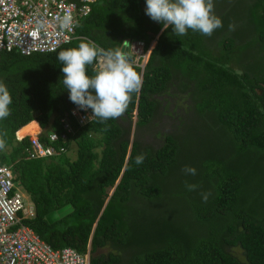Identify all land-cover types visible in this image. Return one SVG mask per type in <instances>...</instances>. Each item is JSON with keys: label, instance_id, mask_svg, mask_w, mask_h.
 Here are the masks:
<instances>
[{"label": "trees", "instance_id": "1", "mask_svg": "<svg viewBox=\"0 0 264 264\" xmlns=\"http://www.w3.org/2000/svg\"><path fill=\"white\" fill-rule=\"evenodd\" d=\"M144 4L95 0L76 26L74 40L45 53L0 52V82L12 96L11 114L0 120V130L7 131L0 165L10 168L33 204V216L22 223L52 248L82 253L88 247L89 264H264V0L247 5L253 42L236 50L228 35L217 41L215 53L207 47L213 38L192 30L177 37L172 26L165 30L145 15ZM154 38L141 72L134 66L142 89L121 118L133 114L136 127L146 125L155 110L154 96L175 82L177 91L190 96L198 116L222 133V153H196L185 166L197 173H181L178 191L168 184L180 160L173 136L165 134L154 150L138 149L135 141L128 144L115 119L100 123L93 118L82 126L71 120L73 136L53 143L63 145L64 152L26 157L28 138L16 139L14 133L20 138L39 126L38 138L47 143L48 132L63 131L59 118L74 104L62 83L61 50L86 40L117 49L124 39L141 40L145 50ZM250 43L257 51L241 57ZM232 60L238 68L230 65ZM87 71L93 75L95 70L89 65ZM73 144L75 157L69 158L66 151ZM141 153L145 159L137 165ZM186 182L198 186L188 191ZM202 193H210L206 201ZM163 198V212L150 214L142 206H157ZM53 211L58 217L48 218ZM105 246L112 251L94 253ZM231 247L241 250L243 260Z\"/></svg>", "mask_w": 264, "mask_h": 264}, {"label": "built area", "instance_id": "2", "mask_svg": "<svg viewBox=\"0 0 264 264\" xmlns=\"http://www.w3.org/2000/svg\"><path fill=\"white\" fill-rule=\"evenodd\" d=\"M95 0H0V52L14 51L20 55L51 52L76 37L75 28L80 19L88 14ZM70 14L71 28L62 29L58 17ZM126 40V41H125ZM122 41L119 47L131 58L133 66L141 72L144 45L141 40ZM118 48V49H119ZM102 59L94 61L92 68L98 70ZM92 110L79 109L72 104L59 118L62 132H48V142H41L37 135L29 137L24 151L27 158H43L64 152L67 137L73 136L77 126L89 122ZM19 139V138H18ZM10 168L0 165V264H89L88 247L78 252L72 247L52 248L38 235L22 223V219L32 217L33 204L24 200L21 188L14 191Z\"/></svg>", "mask_w": 264, "mask_h": 264}, {"label": "clouds", "instance_id": "3", "mask_svg": "<svg viewBox=\"0 0 264 264\" xmlns=\"http://www.w3.org/2000/svg\"><path fill=\"white\" fill-rule=\"evenodd\" d=\"M214 9V0H146L145 12L153 21L161 23L163 29L172 26V31L177 37L187 35L189 30L210 37L215 30L223 27L222 19L215 14ZM57 19L62 29L73 26L70 14ZM234 29L235 25L230 24L229 30ZM99 58H103L102 66L95 70L93 75H89L88 66L93 65ZM57 59L62 64L61 70L64 74L62 83L69 91L70 101L79 109L85 111L91 109V118H97L100 123L122 117L133 94L138 95L142 89V76L133 66L131 58L121 49L105 50L95 41L86 40L80 42L78 47L61 50ZM11 103L12 96L8 87L0 82V120L11 114L9 108ZM40 132L38 126L34 135L38 137ZM14 136L18 139L16 133ZM6 137L7 131L0 130V151L7 148ZM23 137L29 140L28 135L19 139ZM144 159L145 154L141 153L136 157L135 163L142 164ZM183 171L186 175L192 176L197 173L194 166H185ZM197 186V184L185 183L188 191H194ZM208 195L210 193H202V199L206 201Z\"/></svg>", "mask_w": 264, "mask_h": 264}, {"label": "rangeland", "instance_id": "4", "mask_svg": "<svg viewBox=\"0 0 264 264\" xmlns=\"http://www.w3.org/2000/svg\"><path fill=\"white\" fill-rule=\"evenodd\" d=\"M248 4H250V0H214L215 14L222 19L223 27L215 30L209 37L210 39L213 38V41H210V45L207 46L211 52H217L220 49L218 48L217 41L228 35L234 38V45H237L236 50L240 49L243 43L246 44V42L252 41L254 35L250 33L249 24L246 20ZM145 9L146 4L143 5V11L146 15ZM230 24L235 25L234 30H229ZM155 39L149 42L140 63L143 64L144 60L148 58L151 49L155 45ZM122 41L117 49L121 47ZM251 46H253L252 43L248 44L243 52L240 53V56L243 58L253 57V52L257 51V49H253L255 46L251 49ZM230 65L233 68H238V64L233 60L230 62ZM154 100L156 101L155 110L146 125L136 127L133 114L129 119H122L120 117L115 119V121L124 130L123 136L127 138L128 144L131 141H135L138 149L146 147L154 150L162 143L165 134L174 137L179 145L180 160L177 167L171 171L172 175L168 178V184L179 191V178L181 177L180 174L184 172L185 164L192 163L196 153L205 154L207 152L208 154H213L220 152L221 148L225 147L224 149H226L225 138L208 118H200L198 116V113L193 110L194 103L190 96L187 93L177 91L175 82L168 84L164 91L155 95ZM33 135L34 133L28 134L29 137H33ZM66 155L69 158L75 157L74 144L68 148ZM14 184V191L20 192L18 189L20 186L15 182ZM23 199L30 201L28 195H24ZM175 202L181 203V201ZM166 203L167 199L163 198L157 206L147 203H142V206L147 213L152 214L156 213L154 210L158 211L161 208L163 212ZM62 209L65 208L63 207ZM108 251L112 250L108 246H105L97 248L94 253L105 254ZM229 251L238 259L243 260L241 250L238 247H231Z\"/></svg>", "mask_w": 264, "mask_h": 264}, {"label": "water", "instance_id": "5", "mask_svg": "<svg viewBox=\"0 0 264 264\" xmlns=\"http://www.w3.org/2000/svg\"><path fill=\"white\" fill-rule=\"evenodd\" d=\"M58 213H59V212H55V211H53V212H51V214L48 216V218L51 217L52 219H56V218L58 217Z\"/></svg>", "mask_w": 264, "mask_h": 264}, {"label": "crops", "instance_id": "6", "mask_svg": "<svg viewBox=\"0 0 264 264\" xmlns=\"http://www.w3.org/2000/svg\"><path fill=\"white\" fill-rule=\"evenodd\" d=\"M251 1V0H250Z\"/></svg>", "mask_w": 264, "mask_h": 264}]
</instances>
